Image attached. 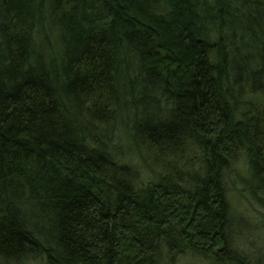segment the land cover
<instances>
[{
  "label": "trees",
  "instance_id": "obj_1",
  "mask_svg": "<svg viewBox=\"0 0 264 264\" xmlns=\"http://www.w3.org/2000/svg\"><path fill=\"white\" fill-rule=\"evenodd\" d=\"M264 221V0H0V264L249 262Z\"/></svg>",
  "mask_w": 264,
  "mask_h": 264
},
{
  "label": "rangeland",
  "instance_id": "obj_2",
  "mask_svg": "<svg viewBox=\"0 0 264 264\" xmlns=\"http://www.w3.org/2000/svg\"><path fill=\"white\" fill-rule=\"evenodd\" d=\"M247 166L240 157L233 169L226 174L224 185L234 217V246L246 259L264 264V221L262 210L247 191ZM178 264H203L189 257H182Z\"/></svg>",
  "mask_w": 264,
  "mask_h": 264
}]
</instances>
